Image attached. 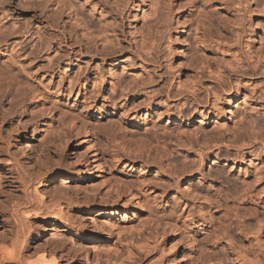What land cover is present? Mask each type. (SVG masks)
I'll use <instances>...</instances> for the list:
<instances>
[{
  "label": "rangeland",
  "instance_id": "obj_1",
  "mask_svg": "<svg viewBox=\"0 0 264 264\" xmlns=\"http://www.w3.org/2000/svg\"><path fill=\"white\" fill-rule=\"evenodd\" d=\"M4 239L0 264H264V0H0Z\"/></svg>",
  "mask_w": 264,
  "mask_h": 264
},
{
  "label": "bare ground",
  "instance_id": "obj_2",
  "mask_svg": "<svg viewBox=\"0 0 264 264\" xmlns=\"http://www.w3.org/2000/svg\"><path fill=\"white\" fill-rule=\"evenodd\" d=\"M252 1V0H251ZM258 27V26H257ZM257 30H258V28L255 30V36H257V34H256V32H257ZM83 125V124H82ZM84 126V125H83ZM84 132H85V134H86V136H87V139L89 140V142H93V138H92V135H91V133H90V130H89V128H88V126H86V127H84ZM90 143V144H91ZM89 144V145H90ZM95 144V143H94ZM94 144H91V152H92V155H93V157H94V160H97L98 159V149L96 150L94 147H93V145ZM95 146V145H94ZM68 178H66V177H62L61 179H60V181H59V183H60V186L62 185L63 187H69L68 185H66V182H68ZM42 194V193H41ZM133 195V194H132ZM137 195L136 194H134L133 195V197H134V199L136 198V200L135 201H137L138 200V197H136ZM132 197V196H131ZM132 201H133V199H132ZM140 200H138V202H139ZM134 202V201H133ZM137 202V203H138ZM135 203V202H134ZM137 203H135V204H137ZM113 215H117V214H119L118 213V211H113V213H112ZM27 231H29V230H27ZM27 231H24V233H23V237L22 238H24V237H27L28 236V233H30V231L27 233ZM30 235V234H29ZM39 236V235H38ZM93 238H97V237H93ZM26 239H23V240H21V241H18V242H16V241H14V242H16V243H18L19 245H14V244H12L13 246L11 247L10 245H9V243L11 242V243H13L12 241H10L9 239H4V240H2L1 242L2 243H0V258L1 259H3V260H19V259H22V257H23V249H22V246H21V244L23 245V243H24V241H25ZM21 244H20V243ZM10 243V244H11ZM48 255L49 254H47L46 252H44L42 255H40L39 257H38V260L39 261H41V262H43L44 264H58V258L56 257V255H51V258H48ZM31 264V263H30Z\"/></svg>",
  "mask_w": 264,
  "mask_h": 264
}]
</instances>
